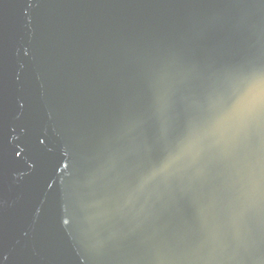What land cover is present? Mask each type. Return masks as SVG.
Wrapping results in <instances>:
<instances>
[{
  "label": "water",
  "instance_id": "1",
  "mask_svg": "<svg viewBox=\"0 0 264 264\" xmlns=\"http://www.w3.org/2000/svg\"><path fill=\"white\" fill-rule=\"evenodd\" d=\"M0 264H264V0H0Z\"/></svg>",
  "mask_w": 264,
  "mask_h": 264
}]
</instances>
